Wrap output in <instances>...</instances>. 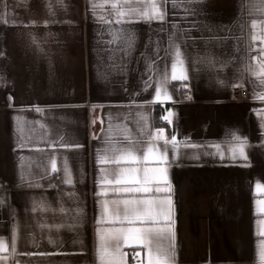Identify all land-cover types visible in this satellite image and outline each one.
<instances>
[{"label":"crops","instance_id":"0c3cea01","mask_svg":"<svg viewBox=\"0 0 264 264\" xmlns=\"http://www.w3.org/2000/svg\"><path fill=\"white\" fill-rule=\"evenodd\" d=\"M153 2L162 21L133 11L117 23L110 0H0V264H98V232L112 227L105 201L133 196L171 198L175 264H260L264 86L247 69L264 60V0H128L125 9ZM177 50L183 80L171 79ZM165 76L171 100L159 102ZM161 127L199 147L153 140L167 147L163 164L98 163L129 145L126 134L143 149ZM233 133L246 139V159L228 150ZM137 166L166 168L167 184L118 193L125 185L102 183L101 169ZM122 252L125 264H147L138 245Z\"/></svg>","mask_w":264,"mask_h":264},{"label":"snow or ice","instance_id":"6c2138e0","mask_svg":"<svg viewBox=\"0 0 264 264\" xmlns=\"http://www.w3.org/2000/svg\"><path fill=\"white\" fill-rule=\"evenodd\" d=\"M111 7L117 13V23L121 22L120 18L132 15L133 11L148 21L163 20L164 14L153 2L151 5H145L142 11L125 9V4L128 0H110ZM175 2V0H174ZM262 25V34L259 39L264 43V21L260 22ZM253 29L257 27V21L252 22ZM254 40L257 37H252ZM255 59V58H254ZM247 71L250 75L257 78L261 86H264V60L257 59L255 67L249 66ZM183 70V61L180 59V53L177 50L176 60L172 65V80L186 79ZM167 76L164 77L162 82L156 86L155 100L159 102L171 100L166 87ZM264 100V93L259 94L258 97ZM172 112H168L162 119L171 123ZM264 126V125H262ZM129 139V145L124 148H113V155L103 156L98 159V163L115 164L117 166L122 163L139 165L143 161H156L159 164L165 163L167 160V147L163 150L157 147L153 140H164L165 146L171 143L173 151H177L181 146L196 148L199 147L195 144L181 145L177 142L176 137L173 136L169 141L164 136V129L161 127L156 130L154 135L149 136V142L143 149H137L135 143L132 141L130 135L126 134ZM246 139H241L235 133L232 134L231 140L228 142V150L232 152L233 157L238 153L241 157L246 159L245 148ZM218 150L220 145H213ZM143 151V156L137 153ZM53 170L55 165L53 164ZM104 173L102 183L125 185L124 187L113 188L114 192L123 193H150L153 191L151 184L153 181L159 182L161 180L167 184V169L163 167L157 168H143L137 167H118L116 170L101 169ZM141 172L143 173L141 175ZM111 177V178H110ZM132 185V186H127ZM257 189L264 192V187L256 185ZM171 185L168 184L167 188L157 187L156 192L170 191ZM262 207L260 211L264 213V201H260ZM103 218L112 225L104 232H98L100 242L97 250L98 264H125L122 252V244L130 245L135 244L140 246L141 250H146L147 264H175L174 260V219L172 201L169 197L166 200H153L136 198L135 196L126 199H113L105 201L103 208ZM259 235L264 236V221L260 222ZM127 225V226H125ZM15 242L13 240V250ZM7 251V245L3 240H0V253ZM141 252L137 251V256ZM258 257L260 264H264V241L261 242L258 250ZM4 257L0 256V259Z\"/></svg>","mask_w":264,"mask_h":264},{"label":"built area","instance_id":"2783aa9c","mask_svg":"<svg viewBox=\"0 0 264 264\" xmlns=\"http://www.w3.org/2000/svg\"><path fill=\"white\" fill-rule=\"evenodd\" d=\"M233 97L239 101H244L246 99V95H245V92L240 90V89H235L233 91ZM164 124H167L168 121L165 120L163 121Z\"/></svg>","mask_w":264,"mask_h":264},{"label":"trees","instance_id":"16d2710c","mask_svg":"<svg viewBox=\"0 0 264 264\" xmlns=\"http://www.w3.org/2000/svg\"><path fill=\"white\" fill-rule=\"evenodd\" d=\"M155 117H156V119H157V112H155Z\"/></svg>","mask_w":264,"mask_h":264}]
</instances>
